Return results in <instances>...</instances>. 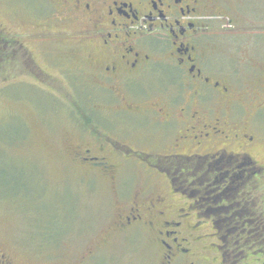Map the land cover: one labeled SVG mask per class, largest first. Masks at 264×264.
Instances as JSON below:
<instances>
[{
    "label": "flooded vegetation",
    "instance_id": "flooded-vegetation-1",
    "mask_svg": "<svg viewBox=\"0 0 264 264\" xmlns=\"http://www.w3.org/2000/svg\"><path fill=\"white\" fill-rule=\"evenodd\" d=\"M231 1L0 0L27 20L0 19L4 83L57 85L78 107L66 90H81L72 163L111 182L146 172L112 229L147 236L158 264H264V46L229 58L210 27L261 38L264 18L240 23ZM0 264L24 263L0 248Z\"/></svg>",
    "mask_w": 264,
    "mask_h": 264
},
{
    "label": "rangeland",
    "instance_id": "rangeland-1",
    "mask_svg": "<svg viewBox=\"0 0 264 264\" xmlns=\"http://www.w3.org/2000/svg\"><path fill=\"white\" fill-rule=\"evenodd\" d=\"M224 7L240 23L264 18V0H232ZM11 8L15 6L9 4L7 11ZM3 18L0 14L6 22ZM11 22L6 24L14 30L27 20L16 16L15 24ZM210 27L212 43L229 58L237 57L247 44L255 54L257 41L264 46V37L250 38L243 28L225 31L223 20H213ZM13 73L0 68V248L24 264H158V249L147 236L116 234L112 229L118 198L127 199L151 183L146 172L127 165L115 182L98 174L85 177L69 152L87 135L79 111L81 90H66L78 107L61 99L59 92L64 91L57 85H50L51 94L41 85L5 84L7 76L16 77ZM22 173L26 184L18 183ZM35 198L33 203L23 202ZM46 215L55 219L53 226L66 221L54 243L41 235Z\"/></svg>",
    "mask_w": 264,
    "mask_h": 264
},
{
    "label": "trees",
    "instance_id": "trees-1",
    "mask_svg": "<svg viewBox=\"0 0 264 264\" xmlns=\"http://www.w3.org/2000/svg\"><path fill=\"white\" fill-rule=\"evenodd\" d=\"M26 177L27 176L24 173H22L21 174V178H20L18 183H24L25 182L24 178H26ZM22 181H24V182H22ZM25 184H26V182H25ZM11 198H14V197H11ZM24 199H26V198L24 197ZM35 200H36V198L35 199H30L27 202L26 201H23V202L25 204H30V203H33ZM45 218H46V221H43L44 226L42 227L41 235L44 236L43 237L44 239L48 240L49 242L54 243V242L58 241L59 237L64 232L62 230L61 226H64V224H66V221L65 222H64V220L62 222L57 221V223H59L60 225L59 226H55V225L53 226V224H54L53 220H55V219L53 217H48V215H46ZM56 230L58 231L59 234H56L57 233Z\"/></svg>",
    "mask_w": 264,
    "mask_h": 264
}]
</instances>
